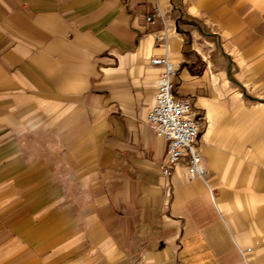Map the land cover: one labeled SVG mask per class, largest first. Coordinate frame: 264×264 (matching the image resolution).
I'll return each instance as SVG.
<instances>
[{
	"label": "crops",
	"instance_id": "0c3cea01",
	"mask_svg": "<svg viewBox=\"0 0 264 264\" xmlns=\"http://www.w3.org/2000/svg\"><path fill=\"white\" fill-rule=\"evenodd\" d=\"M166 52L204 177L162 172ZM0 264H264V0H0Z\"/></svg>",
	"mask_w": 264,
	"mask_h": 264
},
{
	"label": "built area",
	"instance_id": "2783aa9c",
	"mask_svg": "<svg viewBox=\"0 0 264 264\" xmlns=\"http://www.w3.org/2000/svg\"><path fill=\"white\" fill-rule=\"evenodd\" d=\"M157 16H162L160 8L147 15V19L154 21ZM150 63L161 67L147 122L155 129L157 136L167 143L162 172L171 175L173 168L186 157L191 178L204 177L206 167L201 152L195 146L200 133V121L192 101L175 92L173 76L177 63L167 52L152 56Z\"/></svg>",
	"mask_w": 264,
	"mask_h": 264
}]
</instances>
